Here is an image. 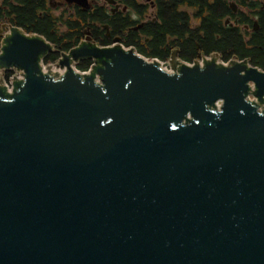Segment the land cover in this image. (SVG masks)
Segmentation results:
<instances>
[{
    "label": "water",
    "instance_id": "95a60500",
    "mask_svg": "<svg viewBox=\"0 0 264 264\" xmlns=\"http://www.w3.org/2000/svg\"><path fill=\"white\" fill-rule=\"evenodd\" d=\"M1 38L0 264H264V71Z\"/></svg>",
    "mask_w": 264,
    "mask_h": 264
},
{
    "label": "flooded vegetation",
    "instance_id": "af4514ba",
    "mask_svg": "<svg viewBox=\"0 0 264 264\" xmlns=\"http://www.w3.org/2000/svg\"><path fill=\"white\" fill-rule=\"evenodd\" d=\"M24 1L0 0V43L1 36L11 28L24 32L16 13L23 8ZM35 12L39 17L51 15L62 37L69 33V37H75L70 30L78 25L81 33L78 40L72 41V49L84 43L103 48L126 47L168 63L172 71L171 62L187 65L206 59L222 60L219 49L206 53V26L215 27L214 42L220 41L224 33L235 32L251 49L257 47V57L264 62V0H178L176 3L172 0H41ZM172 13L177 16V26L167 17ZM183 24L181 34L175 33ZM188 45L192 50H188ZM51 46V52L55 51ZM68 52L61 53L59 58ZM85 61L89 62L85 72L98 67L95 60H80L72 65L77 68ZM6 73L12 74L13 70L0 72V81Z\"/></svg>",
    "mask_w": 264,
    "mask_h": 264
},
{
    "label": "trees",
    "instance_id": "16d2710c",
    "mask_svg": "<svg viewBox=\"0 0 264 264\" xmlns=\"http://www.w3.org/2000/svg\"><path fill=\"white\" fill-rule=\"evenodd\" d=\"M178 0H172V2L176 3ZM195 0H190V2ZM23 8L18 9L17 19L19 21V25L24 28V32L26 34H37L45 39L47 42L53 44L55 51L47 54L44 58L43 62L45 64L55 63L60 54L63 52H68L72 49L74 43L72 41L76 38L78 40V36L81 33V29L76 25L70 32H73L75 37L72 36H60L58 31L55 28L54 18L49 14H44L42 16H38L35 12L36 8H39L41 5V0H25L23 3ZM165 15L167 9L165 8ZM169 20H171L175 26H177L176 15L174 13L167 14ZM168 23V20L165 21ZM165 23V24H166ZM28 27V28H25ZM184 24L180 25L178 30H174L175 33H180L184 30ZM215 27H207L206 26V40L204 41L206 53L208 54L213 49H219L222 54V61L227 62L231 58L236 61L246 60L248 64L252 67H256L257 69L264 70V62L263 58L257 57L259 55V50L257 47L250 48L249 44H245L241 37L237 36L235 32L230 31L224 33L220 37V41L214 42L213 32H215ZM164 31L167 32L166 25ZM64 35V34H63ZM188 50H192L191 46H187ZM138 53V52H137ZM140 54V53H139ZM144 55V54H142ZM146 58H152V56L144 55ZM254 57V58H253ZM89 67V62L85 61L82 65H79L77 69L81 72H85ZM10 73L5 74V78L9 77Z\"/></svg>",
    "mask_w": 264,
    "mask_h": 264
},
{
    "label": "built area",
    "instance_id": "2783aa9c",
    "mask_svg": "<svg viewBox=\"0 0 264 264\" xmlns=\"http://www.w3.org/2000/svg\"><path fill=\"white\" fill-rule=\"evenodd\" d=\"M156 61H157V60H156ZM231 61H232V60L227 61V62H224V63L228 65ZM162 63H164V62H162ZM187 65L191 66V65H193V64H187ZM168 71H170L169 68H168ZM3 72H8V71H3ZM78 73H79V72H78ZM80 73H85V72H81V71H80ZM1 82H2V84H3V86H4L5 88H8V82H7V80H6L5 77H4V78H1ZM251 88H252V87H251ZM252 89H253V88H252ZM250 102H255V100H254V99H251ZM219 107H221V106H219Z\"/></svg>",
    "mask_w": 264,
    "mask_h": 264
},
{
    "label": "rangeland",
    "instance_id": "374dc122",
    "mask_svg": "<svg viewBox=\"0 0 264 264\" xmlns=\"http://www.w3.org/2000/svg\"><path fill=\"white\" fill-rule=\"evenodd\" d=\"M126 48V47H125ZM135 53H136V55H138V56H142V55H140V54H138L136 51H135ZM142 57H144V56H142ZM144 58H146V57H144ZM147 60H152V59H149V58H146ZM42 63H44V62H42ZM59 70H61L62 68H58ZM74 69H75V71H77V72H79L80 73V71L74 66ZM258 70H260V69H258ZM260 71H262V70H260ZM168 72H170V71H168ZM222 104H220L219 106H221Z\"/></svg>",
    "mask_w": 264,
    "mask_h": 264
}]
</instances>
